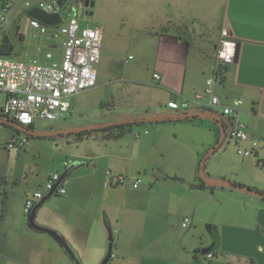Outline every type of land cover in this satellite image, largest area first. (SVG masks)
Segmentation results:
<instances>
[{
  "label": "crops",
  "instance_id": "0c3cea01",
  "mask_svg": "<svg viewBox=\"0 0 264 264\" xmlns=\"http://www.w3.org/2000/svg\"><path fill=\"white\" fill-rule=\"evenodd\" d=\"M85 1L80 0V6ZM212 6L208 10L216 12ZM219 13L217 36L213 39L204 33L200 43L181 19L165 17L154 30L150 77L155 83L128 81L152 90L148 105L156 99L161 111L171 100H193L206 80L215 77L219 33L222 27L227 28L239 44V53L236 61L226 64L224 80L219 82L223 86L220 99L225 103L242 99L240 119L246 124L250 146L252 140L259 142L254 135L264 137V0H222ZM169 24L179 25V32L166 31ZM9 31L14 37L20 33L23 41L26 34L32 35L27 18L17 11ZM192 47L195 57L189 62ZM208 48L215 55H210ZM155 73L160 79L153 78ZM214 91L218 95L215 84ZM141 97L138 92V100ZM208 100L204 96L200 101ZM187 111L201 113L195 103ZM148 123L143 125L145 134H136L135 139L125 134L117 139L89 138L59 147L56 141L40 138L42 141L32 142L28 148H13L16 153L11 174L15 178L0 181V264H75L53 236L30 228L26 219V197L54 172L59 174L58 185L65 193L51 194L38 207L35 221L62 235L79 264H99L104 259L109 230L112 249L107 264H264V197L209 178L205 181L213 184V189L192 186L199 175V153L211 146L213 132L196 122ZM167 128H172L170 138L178 137L177 130H185L194 140L197 130L204 128L212 139L192 148L186 159L176 155L175 170H170L161 163ZM80 129L45 135L59 134L68 142L75 141L71 132ZM235 144L238 148L240 143ZM254 153L261 157L257 148ZM117 176L127 179L118 183ZM174 176L180 179L171 178ZM136 180L139 182L134 187ZM237 182L264 190L258 182ZM184 218L188 219L185 227L181 225ZM208 253L213 257L208 258Z\"/></svg>",
  "mask_w": 264,
  "mask_h": 264
},
{
  "label": "rangeland",
  "instance_id": "374dc122",
  "mask_svg": "<svg viewBox=\"0 0 264 264\" xmlns=\"http://www.w3.org/2000/svg\"><path fill=\"white\" fill-rule=\"evenodd\" d=\"M5 1L7 0H0V16L5 15L1 8ZM12 1L18 7H22L26 0ZM57 1L61 2V14L64 17L77 10L83 23L96 25L102 29V46L99 60L95 64L96 81L94 86L76 94L71 105L73 113L70 117L60 118L56 121L36 119L32 128L33 134L54 133L59 130L69 131L119 120L140 119L162 113L175 114L176 111L168 108L161 111L159 105L155 104L156 99L152 100L154 103L148 105L150 101L147 97L152 90L140 83L128 80L155 83L150 77L151 61L154 55L152 50L154 32L158 30L159 23L165 17L173 20L181 19L197 40L203 38L204 33L215 39L218 34L215 22L219 18L222 7V0H89L88 6H80V0ZM209 5H213L212 7L216 8L217 11L211 13L208 10ZM1 27L0 25V46L7 42L12 47V51L9 53L11 59L27 60L30 58L26 54L28 49L47 47V41L43 37H33L28 33L24 36V41L20 42L10 33V25L5 29H1ZM198 43L194 46H197ZM194 51L195 47H192L189 53V62L195 57ZM208 52L210 55H215L212 48H208ZM128 55H132L133 58L125 63V58ZM133 75L135 79L130 78ZM215 89L219 97L222 98L223 86L220 85L219 81L215 82ZM138 92L142 96L139 100L137 98ZM4 100L5 94L0 92V107ZM215 116L223 118L218 112L215 113ZM1 119H5L2 113H0ZM212 122V119H208L204 123L205 125H212ZM144 129L143 125L136 126L135 130L127 134V137L135 139L136 134H140L139 137H141L145 134ZM167 130L168 142L167 139H164V155L161 163H166L170 170H175L173 168H175L174 158L176 155L186 159L187 154L193 150L192 148L204 144L207 139H212L211 132L204 128L197 130L194 140L190 136V132L185 130H177L178 137L170 138L172 128H167ZM171 134L174 135L175 133ZM14 136H17L18 139L27 138L26 148L32 142L42 141L30 132L18 129L12 124H3L0 121L1 182H9L11 178H15L11 174V169L15 166L13 157L16 153L15 149L9 151L2 147V144ZM254 136L258 138L257 150L261 157H257L255 153L248 156L239 155L237 145L228 136L215 151L209 153L210 149L215 146L213 139L211 146L199 153V160H204V166L201 173L198 172V174L213 181H219L221 178L237 181L249 180L258 182L259 185L257 186L264 188V137ZM43 139L45 142L56 141L59 147L78 143L73 140L68 142L65 136L59 134ZM239 146L248 148L249 142H242ZM64 168L63 166L60 172Z\"/></svg>",
  "mask_w": 264,
  "mask_h": 264
},
{
  "label": "built area",
  "instance_id": "2783aa9c",
  "mask_svg": "<svg viewBox=\"0 0 264 264\" xmlns=\"http://www.w3.org/2000/svg\"><path fill=\"white\" fill-rule=\"evenodd\" d=\"M1 8L5 12V15L0 16L1 29L11 24V18L17 11L27 18L34 37L46 39L47 47L29 49L27 55L30 58L27 60H14L7 54H0V92L5 94L0 113L24 127L34 125L36 119L56 121L70 116L72 98L95 85V64L99 60L102 46L101 27L83 23L77 10L64 17L57 0H26L22 7H18L12 0H7L2 3ZM32 8L47 13H59L62 20L55 25L43 24L27 15ZM219 34L216 47L218 62L233 63L236 42L225 27L220 29ZM15 37L19 40L22 36L17 32ZM132 58V55H128L125 63ZM153 78L158 80L160 76L155 73ZM216 81L219 79L215 74L214 78L206 80L201 90L196 91L193 100H171L167 107L175 111H187L190 105L195 103L201 111L208 109L214 116L218 112L223 117L220 119L230 140L237 144L248 141L250 137L246 124L240 119L242 99L222 102L214 91ZM204 96L209 98L207 103L200 101ZM26 143L27 138H15L2 144V147L20 149ZM257 146L258 142L252 140L248 148L238 146L237 153L248 156L254 153ZM68 163L69 161H64L65 165ZM125 179L124 176L115 177L118 183H123ZM59 180L57 172L49 174L44 185L26 197L25 213L47 194H64L65 188L58 185ZM138 182L139 180H136L133 186L136 187ZM187 222L188 219L184 218L181 225L185 227ZM207 257L212 258L213 254L208 253Z\"/></svg>",
  "mask_w": 264,
  "mask_h": 264
},
{
  "label": "trees",
  "instance_id": "16d2710c",
  "mask_svg": "<svg viewBox=\"0 0 264 264\" xmlns=\"http://www.w3.org/2000/svg\"><path fill=\"white\" fill-rule=\"evenodd\" d=\"M179 28H180L179 25L169 24L164 29L166 31H173V32L178 33ZM19 41L20 42L23 41L22 37L19 39ZM11 51H12V47L7 42L3 43V45L0 46V54L10 55L9 53ZM225 72H226V64L218 63L217 70H216V76L219 79V82H223ZM176 112L178 113L173 117H156V118H151V119L150 118H140V119H130V120H124V121H118V122H111V123H107V124H103V125H99V126H95L91 128H83L80 130H76V131L71 132V134L74 135L75 141H82V140L89 139V138H99L101 140H108V139L120 138L124 136L125 134H128L129 132H132L133 130H135L136 126L144 125L148 122L188 121V122L200 123L208 127L209 130H211L214 134L215 144H217L219 140L221 139L222 133H221L220 126L218 125V122L223 124V126L225 125L220 118H217L214 115H212L208 109L202 110L200 114H190L188 113V111H185V110L176 111ZM208 119L213 120L212 125L210 124L205 125L204 122L205 120H208ZM0 121L3 124L13 123V121L8 119L7 117H5V119H1ZM25 128L28 132H30L33 135L32 125L27 126ZM36 137L44 138L46 137V135L45 134L36 135ZM225 137H226V131H225L222 141L225 139ZM203 161L204 160H199L198 171H201L203 169V166H204ZM171 178L180 179L175 176ZM221 180L225 181V178H221ZM230 182L232 183V187H236V188L247 187L250 190L254 191L256 194L264 197V190H260L256 187H251V186L245 185L237 181H230ZM192 186L196 188H200V189H203V188L213 189L214 187L213 184L206 182L200 174L197 176V181L195 183H192Z\"/></svg>",
  "mask_w": 264,
  "mask_h": 264
},
{
  "label": "water",
  "instance_id": "95a60500",
  "mask_svg": "<svg viewBox=\"0 0 264 264\" xmlns=\"http://www.w3.org/2000/svg\"><path fill=\"white\" fill-rule=\"evenodd\" d=\"M59 4H61V2L59 1ZM89 5V0H86L85 1V6H88ZM27 15H29L30 17L32 18H35L37 20H39L41 23L43 24H46V25H55L57 23H60L61 20H62V17L60 16L59 13H47V12H44L42 11L41 9H38V8H32L30 9L28 12H27ZM238 53H239V44L236 43V49H235V59L234 61L237 60L238 58ZM14 127L18 128V129H21V130H24V131H27L26 128L22 125H19L17 123H11ZM218 125L220 126V129H221V133H222V136H221V139L219 140V142L217 144H215V146L210 149L209 153L213 152L218 146L219 144L221 143L223 137H224V134H225V130H224V127L223 125L218 122ZM42 134H48V133H39L38 135H42ZM199 173H201V171H199ZM204 180H207V178H203ZM216 183H220V184H226V185H230L232 186V183L230 181H224V180H221V181H216ZM240 189H243V190H246V191H252L250 190L249 188L247 187H242ZM254 192V191H252ZM51 195L50 194H47L45 195L40 201H38L31 209L30 211L27 213V223H28V226L34 230H37V231H41V232H46L48 234H50L51 236H53L56 241L61 245V247L63 248V250L69 255V257L72 259V261L75 263V264H79V261L77 260V257L74 253V251L71 249V247L69 246V244L67 243V241L63 238L62 235H60L57 231L49 228V227H46V226H43V225H40L38 224L36 221H35V214H36V211L38 209V207ZM109 236H108V250H107V253L104 257V259L99 263V264H107V261L109 260L110 258V255H111V249H112V235H111V231L109 230ZM202 252H206L205 249L202 250Z\"/></svg>",
  "mask_w": 264,
  "mask_h": 264
}]
</instances>
